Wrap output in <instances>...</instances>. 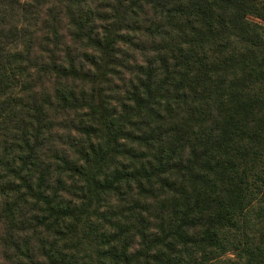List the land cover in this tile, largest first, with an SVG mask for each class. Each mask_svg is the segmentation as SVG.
I'll return each instance as SVG.
<instances>
[{"label": "trees", "instance_id": "1", "mask_svg": "<svg viewBox=\"0 0 264 264\" xmlns=\"http://www.w3.org/2000/svg\"><path fill=\"white\" fill-rule=\"evenodd\" d=\"M0 264H264V0H0Z\"/></svg>", "mask_w": 264, "mask_h": 264}]
</instances>
